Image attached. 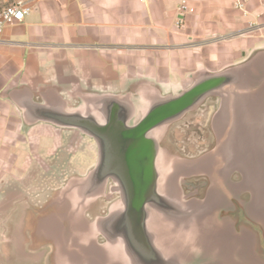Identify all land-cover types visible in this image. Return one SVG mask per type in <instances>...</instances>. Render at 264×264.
<instances>
[{"label":"flooded vegetation","instance_id":"af4514ba","mask_svg":"<svg viewBox=\"0 0 264 264\" xmlns=\"http://www.w3.org/2000/svg\"><path fill=\"white\" fill-rule=\"evenodd\" d=\"M257 66L254 54L197 72L176 90L75 104L101 127L77 130L93 141L95 160L60 196L38 193V263L47 253V264H187L194 256L197 264H257L250 225L238 223L242 215L264 232V65ZM204 80L213 83L179 117L118 139H130L136 153L124 161L117 133L140 125L160 98ZM178 132L183 138L172 141ZM129 194L139 199L132 209Z\"/></svg>","mask_w":264,"mask_h":264},{"label":"crops","instance_id":"0c3cea01","mask_svg":"<svg viewBox=\"0 0 264 264\" xmlns=\"http://www.w3.org/2000/svg\"><path fill=\"white\" fill-rule=\"evenodd\" d=\"M179 1L38 0L4 28L0 264H39L38 158L56 152L57 131L78 130L38 119L34 106L73 111L106 97L144 98L254 54L264 65V0H241V8L235 0H187L194 11L184 16Z\"/></svg>","mask_w":264,"mask_h":264},{"label":"rangeland","instance_id":"374dc122","mask_svg":"<svg viewBox=\"0 0 264 264\" xmlns=\"http://www.w3.org/2000/svg\"><path fill=\"white\" fill-rule=\"evenodd\" d=\"M56 133V138H54L56 143L53 145V150L56 152L54 154L43 153L42 161L38 158V189L43 193L41 196L42 199H45L46 197L53 198L58 195L60 196V193L68 188L72 178L85 174L95 160V146L88 136L73 129H64L57 131ZM170 138L172 141L183 138V132H178V135L175 134L170 136ZM46 160L48 161L47 164H49L47 165L48 167L45 165V162H47ZM245 219L246 217L241 215L238 217V223L247 224V226L250 225V229L252 230L250 239V242L252 241L250 244L252 250L250 256L251 261L253 262L254 259H256L257 264H264V232L259 230L252 220L250 223H244L243 221ZM254 232L257 234L256 239L254 237ZM91 242H94V239L91 238ZM254 242L257 243L255 244ZM46 257L48 258L47 253L43 254L44 261ZM240 261L239 264H247L242 262V260ZM198 262V259L194 256L191 261L187 262V264H197ZM253 264L255 263L253 262Z\"/></svg>","mask_w":264,"mask_h":264},{"label":"water","instance_id":"95a60500","mask_svg":"<svg viewBox=\"0 0 264 264\" xmlns=\"http://www.w3.org/2000/svg\"><path fill=\"white\" fill-rule=\"evenodd\" d=\"M212 83L211 80H204L180 94L162 97L157 100L145 114L140 125L122 128L120 130L121 132L117 133L115 136L114 141H116L118 146H123L122 151L125 152L124 155L129 154V156L124 158V161H128V163L134 161L135 157L133 156L136 153L131 149L132 142L130 139L126 140L123 144L118 141L119 138L139 137L141 133H137L136 131H147L159 123L176 119L181 113L187 110L192 103L200 99L204 91L209 88ZM34 108L38 112V119H43L59 126L73 127L89 134H91V132L101 131V127L94 124L93 116L90 113L88 114L85 112L87 114H82L80 111H64L61 108H54L44 104H38L34 106ZM127 199L131 205L130 209L134 208V205H136L139 200L134 197L132 198L131 194L127 195Z\"/></svg>","mask_w":264,"mask_h":264},{"label":"built area","instance_id":"2783aa9c","mask_svg":"<svg viewBox=\"0 0 264 264\" xmlns=\"http://www.w3.org/2000/svg\"><path fill=\"white\" fill-rule=\"evenodd\" d=\"M38 0H0V34L4 28L10 24L21 21L30 12ZM83 4L84 0H76ZM238 8L243 7L241 0H235ZM194 8L191 7L187 0H180L178 4L179 15L192 13ZM182 23L181 19L177 20V24Z\"/></svg>","mask_w":264,"mask_h":264}]
</instances>
